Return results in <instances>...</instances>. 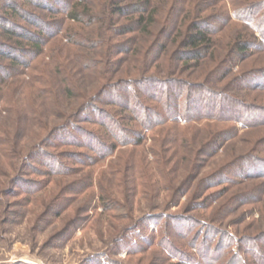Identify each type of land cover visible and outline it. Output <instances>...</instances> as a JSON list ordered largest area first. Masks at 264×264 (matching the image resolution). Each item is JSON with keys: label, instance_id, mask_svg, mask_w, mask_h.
I'll list each match as a JSON object with an SVG mask.
<instances>
[{"label": "trees", "instance_id": "trees-1", "mask_svg": "<svg viewBox=\"0 0 264 264\" xmlns=\"http://www.w3.org/2000/svg\"><path fill=\"white\" fill-rule=\"evenodd\" d=\"M46 49L51 59L40 66ZM257 54H264V0H0V107L17 123L14 133L0 125V175L10 176L8 161L10 194L34 196L54 177L80 174L55 180L58 192L44 202L52 225L76 195L88 194L63 227L64 240L95 199L102 212L124 210L119 216L131 221L140 194L166 193V209L185 197L188 211L212 210L206 218L144 214L87 264H123L109 254L151 248L148 264H264V93H252L264 90V65L246 67ZM48 65L51 79L39 75ZM82 71L89 91L74 79ZM239 124L260 134L249 150L237 146L251 140ZM140 147L154 159L145 152L140 159ZM220 149L219 164L201 175Z\"/></svg>", "mask_w": 264, "mask_h": 264}, {"label": "rangeland", "instance_id": "rangeland-1", "mask_svg": "<svg viewBox=\"0 0 264 264\" xmlns=\"http://www.w3.org/2000/svg\"><path fill=\"white\" fill-rule=\"evenodd\" d=\"M239 26H236L238 28ZM230 30V29H228ZM227 30V31H228ZM226 31V32H227ZM229 32L225 34L223 37L229 36ZM52 49L55 48L56 43L52 42L50 44ZM53 53V50L46 49V56L41 58L37 63L40 65V62H48L50 61V55ZM62 55V54H61ZM63 56V55H62ZM64 61V60H63ZM43 64V63H42ZM41 64V65H42ZM47 64V63H46ZM45 64V65H46ZM40 65V66H41ZM264 65V54H257L250 58L247 62L246 67L249 66H263ZM44 67V66H43ZM52 66L48 65L47 68L43 72L41 68L39 69V75H43L46 79L52 78ZM33 71V72H32ZM25 75V79L28 81L31 75L36 73V70L32 69L31 71H27ZM82 77H76L75 81L79 84H82L84 90L89 91L92 88V84L90 81L91 76L87 75V73L81 72ZM83 78V80H79ZM80 87V85H79ZM81 88V87H80ZM258 90H253L252 93H264V90L257 92ZM252 95V94H251ZM263 95V94H260ZM258 103H260L258 101ZM264 105V100L262 103ZM60 109H63L60 107ZM58 121V119H56ZM6 127L10 133H14L16 130V122L9 120L7 112L2 110L0 107V125ZM204 124V122H203ZM183 127L186 126L185 123H182ZM202 125V124H201ZM29 127V126H27ZM239 132L242 133L244 131L242 125H238ZM244 135H249V133L243 132ZM263 135V133L261 134ZM259 135L250 136V142H239L237 146L242 148H249L252 146V142L256 141V137ZM30 144L32 143L31 135L27 136L23 139V143ZM150 139L147 140L145 145V149L150 146ZM143 147L136 149V154L141 159L146 154L148 160L152 161L154 158L146 151ZM123 149H120L121 151ZM240 150V149H239ZM131 150L121 152L122 158H127L128 153ZM224 150L220 149L218 155L209 159L207 163L202 167L200 174L208 173L216 165L219 164L220 159L222 158V154ZM120 156V154L118 155ZM116 161L117 157L113 156L109 158V161ZM120 159L116 162H121ZM8 161L4 160V165L6 167L7 172H9V177L0 175V183L2 186L0 189L3 190L1 192L2 199L4 200L7 207L0 202V264H87L88 256L92 254H99L101 252L109 251L113 247L114 238L121 232L123 227L128 225H133L132 222L138 220L144 214H153V213H162L168 212L174 214L176 216L180 215H197L200 218H206L208 214L212 212V210H199L198 212L188 211L184 207L186 206L187 200L185 197H182L179 201V205L170 206L169 209H166V193H163L161 197L157 200L152 198L149 194H140L138 195L134 202L135 207L132 209L131 214L133 215V220H129L123 218L122 216L125 211H108L102 212L101 207H99V203L97 199L91 202V207L89 210L82 214L84 223L80 227H78L72 234L69 240H64L62 238L61 232H63V227L66 222L72 219L78 212V208L82 206V203L87 199V195H76L75 203L70 207H66L64 212L59 218L53 219V224H47L48 220L52 218L53 212L48 210V205L44 204L45 201H50L53 197L52 195L57 193L59 186L56 181H65L70 182L75 180L80 176H58L54 177V181L50 178L44 177L42 175H32V176H22L21 179H34L40 182H46L47 179H50L49 188L42 189L34 196L27 195L26 192L21 191V189H16V195H11L10 191L12 189V183L14 179L15 173L12 170H8ZM42 167L41 165H39ZM39 170L43 168H38ZM43 173L44 169L42 170ZM9 178V179H8ZM47 178V179H46ZM52 180V182H51ZM56 180V181H55ZM38 182V183H40ZM220 188H214L212 191H216ZM71 195H68L69 197ZM66 197V196H64ZM86 198V199H85ZM43 199V200H42ZM222 199V198H221ZM63 205L64 203L61 202ZM128 204V203H127ZM130 205V203H129ZM216 206V204H213ZM168 207V206H167ZM188 209V208H187ZM130 214V215H131ZM261 216V208L258 211H253L249 216H247L246 221L250 222L253 220H258ZM238 221L234 220L233 222ZM236 223V222H235ZM245 222L240 223L238 228L245 227ZM227 228L236 233L235 227L227 226ZM155 229V224H151L148 229V234H152ZM137 236V235H135ZM136 241V240H135ZM156 253L155 248H151L149 252L143 254H136L133 256L127 255V252L123 251L118 254H109L112 260L118 261L123 264H148L149 259ZM203 264H207L202 262Z\"/></svg>", "mask_w": 264, "mask_h": 264}]
</instances>
